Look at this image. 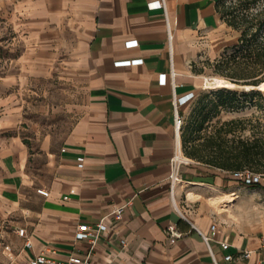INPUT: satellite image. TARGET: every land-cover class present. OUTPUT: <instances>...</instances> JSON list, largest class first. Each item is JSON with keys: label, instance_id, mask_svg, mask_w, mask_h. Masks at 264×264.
Instances as JSON below:
<instances>
[{"label": "crops", "instance_id": "1", "mask_svg": "<svg viewBox=\"0 0 264 264\" xmlns=\"http://www.w3.org/2000/svg\"><path fill=\"white\" fill-rule=\"evenodd\" d=\"M159 2L0 0V27L18 51L0 74V264L86 255L77 227L103 218L95 264H214L200 232L219 264H264V189L183 153L170 194L182 149L174 102L184 117L204 85L198 60L218 57L236 33L217 0ZM40 80L57 83L46 109L62 117L42 131L23 122V96L38 95ZM170 226L182 234L174 243Z\"/></svg>", "mask_w": 264, "mask_h": 264}, {"label": "trees", "instance_id": "2", "mask_svg": "<svg viewBox=\"0 0 264 264\" xmlns=\"http://www.w3.org/2000/svg\"><path fill=\"white\" fill-rule=\"evenodd\" d=\"M262 3L264 0H236L227 6L225 0H217L222 19L240 35L237 42L215 60V66L231 83L253 89L239 92L222 88L198 99L194 113L181 128L182 150L188 158L232 172L250 169L264 173V137H243L247 128L243 120L218 122L210 130L211 122L222 111H239L254 98H264V90L258 89L264 83Z\"/></svg>", "mask_w": 264, "mask_h": 264}, {"label": "rangeland", "instance_id": "3", "mask_svg": "<svg viewBox=\"0 0 264 264\" xmlns=\"http://www.w3.org/2000/svg\"><path fill=\"white\" fill-rule=\"evenodd\" d=\"M236 2V0H225V5L229 6ZM264 5V3H262ZM235 35L232 32L231 39L227 42L228 46H231L236 43L239 38L240 33L235 31ZM12 35L5 29L4 27H0V74L5 70H8L10 64L8 59L12 58L13 56L17 55V49L11 48L8 46V42L11 41ZM224 51V50H223ZM223 53V52H222ZM220 55L216 58H202L197 62V69L200 71V74L204 77V85L198 91L196 102L194 105L185 112L184 114V121L185 125L192 116L197 106L198 99L210 92H215L219 89L225 87H217L216 85L210 84L205 85L206 79L211 78H221L226 81L231 82L226 76L221 75L216 66L215 60L219 59ZM6 58V60L4 59ZM241 80L240 82H243ZM54 83V84H53ZM38 95H30V96H23L24 100V112H23V122L26 125H30L31 123L38 125L39 130H48V127L56 126L57 122L62 120V117L59 115L54 116V114L50 111H47L46 106L50 101H55L60 98L59 96V88H57L56 82H48L46 80H40L38 84ZM249 88V87H248ZM227 89L241 91H249L251 87L247 89L243 85L235 84L233 87H227ZM259 89V88H258ZM264 90V89H260ZM231 119H241L246 125V130L243 132V137H251L252 135L262 136L264 137V98H254L251 104H248L245 108L239 111H222L220 115L215 118L210 124V130L218 123L222 121H227ZM55 128V127H54ZM54 128H51L52 130ZM29 129V126L27 127ZM209 130V131H210ZM27 132V131H26ZM185 155V154H184Z\"/></svg>", "mask_w": 264, "mask_h": 264}, {"label": "built area", "instance_id": "4", "mask_svg": "<svg viewBox=\"0 0 264 264\" xmlns=\"http://www.w3.org/2000/svg\"><path fill=\"white\" fill-rule=\"evenodd\" d=\"M159 6L165 8L164 0H160ZM135 43H128L127 45L130 47ZM193 95L188 96V99H191ZM181 101L183 99H180ZM184 120L183 117L179 114L178 108H177V102H174V127L175 131L178 134L181 132V128L183 126ZM188 163V160L184 157L183 151L178 145L175 149L174 155L170 160V194L173 198V191L175 184L180 180V169L182 165H185ZM79 167H82V164H79ZM231 175L234 179L241 182L245 186H251V187H260L264 189V173H257L250 169H244L239 171L231 172ZM114 219L115 220H121V209H117L114 212ZM216 225H211V230L215 231ZM108 230V226L106 223L105 218L101 219L99 222L95 223L94 225L90 224H80L77 227V231L75 234V237L77 240H87L90 242V249L87 252L86 255H69L63 260H58L55 257V252L50 251H44L39 254L34 255L29 261L28 264H95L92 260V252L94 250L96 242L101 238V236ZM167 234L169 235V241L170 243H174L176 240L182 237V234L174 227L170 226L166 230ZM16 233L19 237L25 239L24 247L25 248H31V241L27 237L26 230L23 228L16 229ZM203 241L206 243L209 253L212 257V261L214 264H219L210 248V237L203 235L200 232ZM121 244L123 246L126 245L125 240H121ZM3 250L9 252L10 246L2 244ZM220 247L223 251H228L229 244L227 242H222L220 244ZM243 258H248L249 253H244L242 255ZM224 262L230 263L233 260V256L231 254H225L223 257Z\"/></svg>", "mask_w": 264, "mask_h": 264}, {"label": "bare ground", "instance_id": "5", "mask_svg": "<svg viewBox=\"0 0 264 264\" xmlns=\"http://www.w3.org/2000/svg\"><path fill=\"white\" fill-rule=\"evenodd\" d=\"M210 81L212 84L216 85L217 87H233V86H235V84H233L229 81H226L224 79H221V78L206 79L205 85L210 84ZM246 88L249 89L250 87L249 88L246 87ZM258 88L264 89V83L262 85H260Z\"/></svg>", "mask_w": 264, "mask_h": 264}, {"label": "water", "instance_id": "6", "mask_svg": "<svg viewBox=\"0 0 264 264\" xmlns=\"http://www.w3.org/2000/svg\"><path fill=\"white\" fill-rule=\"evenodd\" d=\"M225 88H227V87H225ZM251 89H253V88H251Z\"/></svg>", "mask_w": 264, "mask_h": 264}]
</instances>
